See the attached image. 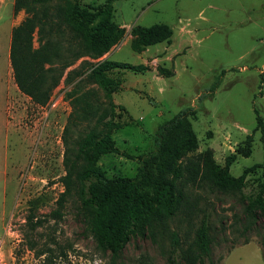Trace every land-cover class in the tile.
I'll return each mask as SVG.
<instances>
[{"label":"rangeland","instance_id":"374dc122","mask_svg":"<svg viewBox=\"0 0 264 264\" xmlns=\"http://www.w3.org/2000/svg\"><path fill=\"white\" fill-rule=\"evenodd\" d=\"M107 1L78 0L91 8ZM111 2L120 32L101 59L145 69H117L123 87L112 95L118 105L116 118L131 123L113 132L119 151L98 161L105 176H136L140 156L155 149L159 125L189 109L197 141L180 155L179 164L208 152L224 167L227 157L251 136V155L238 156L229 166L232 176L244 175L243 191L251 192L264 180V0ZM25 17L24 9H15V0H0V264H41L43 257L36 258L24 242L25 219L31 211L47 216L57 207L63 218H49L38 237L42 245L53 236L58 242L53 246L67 250L68 258L56 259L58 264H186L182 250L193 244L204 217L210 226L211 254L196 264H264L259 244L264 219L252 217L240 192L212 188L206 181L190 183L181 210L156 219L153 235L130 238L118 257L97 246L80 213L78 182L69 174L67 158L71 160L76 146L71 143L68 152L64 142L73 110L68 94L97 59L80 58L66 70L47 103L35 102L19 89L10 61L13 28ZM157 23L172 28L170 41L136 50L134 28ZM85 61L86 72L68 81L67 71ZM81 85L96 88L86 81ZM95 97L105 101L98 88ZM85 125L73 128V139ZM172 232L178 235V250Z\"/></svg>","mask_w":264,"mask_h":264},{"label":"trees","instance_id":"16d2710c","mask_svg":"<svg viewBox=\"0 0 264 264\" xmlns=\"http://www.w3.org/2000/svg\"><path fill=\"white\" fill-rule=\"evenodd\" d=\"M111 1L108 0L105 6L91 8L78 0H15V9H24L26 17L13 28L10 41L15 81L23 93L39 104L47 103L51 91L66 70L80 58L89 55L97 59L68 94L73 110L64 130L68 152L72 150L71 143L76 146L67 163L69 174H73L78 182L80 213L97 246L116 258L130 238L143 237L146 233L153 235L156 219L171 218L179 212L185 202L186 187L198 181H206L210 187L219 190L240 192L252 217L264 219V180L251 192L245 193L244 175L234 177L229 172V166L238 156L251 155V136L227 157L224 167L208 152L188 157L185 165L179 164L180 155L195 147L197 141L190 119L193 113L189 109L159 125L155 149L140 156L136 176H105L98 161L105 154L119 151L113 132L131 123L116 118L118 105L112 95L122 88L117 69H145L144 65L101 59L116 44L120 32L113 21ZM99 17L103 18L95 24ZM66 31L71 35L67 36ZM134 31L138 35L133 43L136 50L170 41L172 35V28L160 23L137 26ZM36 35L39 46H35ZM87 63L85 61L81 67L68 70L67 80L82 76ZM84 81L96 85L103 92L105 101L96 99V88L82 87ZM258 121L262 124L260 116ZM84 122L89 124L85 125L86 130L79 131L73 139V128ZM63 216L60 207L47 216H38L32 211L26 216L23 239L27 248L35 252L36 258L43 257L41 264H58L54 262L56 259L68 258L66 249L53 246L58 244L55 237L42 245H39L38 237L39 229L49 218L56 221ZM171 238L175 250H178L181 244L177 233L172 232ZM259 244L264 256V237ZM210 254V226L204 217L193 244L182 250V257L186 264H196ZM211 264L215 263L211 261Z\"/></svg>","mask_w":264,"mask_h":264},{"label":"built area","instance_id":"2783aa9c","mask_svg":"<svg viewBox=\"0 0 264 264\" xmlns=\"http://www.w3.org/2000/svg\"><path fill=\"white\" fill-rule=\"evenodd\" d=\"M56 104H57V101H54V102H53V105H56Z\"/></svg>","mask_w":264,"mask_h":264},{"label":"crops","instance_id":"0c3cea01","mask_svg":"<svg viewBox=\"0 0 264 264\" xmlns=\"http://www.w3.org/2000/svg\"><path fill=\"white\" fill-rule=\"evenodd\" d=\"M122 87H123V84H122Z\"/></svg>","mask_w":264,"mask_h":264}]
</instances>
